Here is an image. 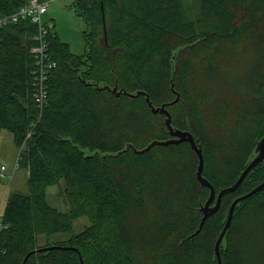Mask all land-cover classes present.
Segmentation results:
<instances>
[{
	"label": "trees",
	"instance_id": "obj_1",
	"mask_svg": "<svg viewBox=\"0 0 264 264\" xmlns=\"http://www.w3.org/2000/svg\"><path fill=\"white\" fill-rule=\"evenodd\" d=\"M29 1L0 0V17ZM73 7L90 26L88 50L74 53L51 29L47 54L56 66L43 96L31 51L37 25L0 26V136L12 133L19 166L29 169V192H11L0 215V264L26 256L25 264H81L73 249L30 253L51 245L77 247L85 264H217L231 203L264 180V166L226 193L192 236L210 196L197 178L199 156L190 142L135 153L131 146L172 135L144 94L124 91L168 104L172 125L201 145L216 193L233 185L264 136V0H75ZM241 63L250 75L238 80L250 87L239 92L233 73ZM148 164L152 171H144ZM60 179L65 212L47 198ZM83 215L91 225L74 233ZM220 251L222 264H264V189L237 204Z\"/></svg>",
	"mask_w": 264,
	"mask_h": 264
},
{
	"label": "rangeland",
	"instance_id": "obj_2",
	"mask_svg": "<svg viewBox=\"0 0 264 264\" xmlns=\"http://www.w3.org/2000/svg\"><path fill=\"white\" fill-rule=\"evenodd\" d=\"M75 0H53L49 4L48 12L43 16L44 22L55 25V31L59 33L61 38L68 42L71 49L76 54H84L88 50L85 39V31L89 30L90 26L84 18L77 14L73 7ZM193 1V0H187ZM250 68H246L242 63L238 65L237 70L233 73L236 77L234 89L241 92L248 86H244L238 78H248ZM20 148L14 142L13 135L10 131L4 129L0 136V167H6L5 174L7 177H2L0 171V215L7 202L11 192L28 193V177L29 169L24 166L16 167L19 160ZM152 165L148 164L144 171H152ZM66 181L60 179L56 184L47 187V198L50 204L57 207L60 211H68L69 203L66 200ZM91 225V220L88 215H83L74 221L73 232L79 233L87 226ZM69 235V234H68ZM68 235H61L62 238Z\"/></svg>",
	"mask_w": 264,
	"mask_h": 264
},
{
	"label": "water",
	"instance_id": "obj_3",
	"mask_svg": "<svg viewBox=\"0 0 264 264\" xmlns=\"http://www.w3.org/2000/svg\"><path fill=\"white\" fill-rule=\"evenodd\" d=\"M112 91L114 93L117 92V86H115L112 89ZM124 93L128 94L130 96H139L140 94H144L146 96V100H147L149 106L151 107V109L154 113L161 112V113L166 115V124L169 128L170 134L172 135L171 138L166 139V140L155 139V140L151 141L146 147H144L142 149H138L135 146H131L135 153L143 154V153L149 151L155 145L167 146L169 144H179L182 142H190L192 148L197 152V154L199 156L197 178L203 186L210 188L209 198L206 200V202L204 204H202L200 206V209L203 211V217H202L201 222L199 224V228L192 234V236L197 235L201 231V229L203 228L207 218L219 210L223 196L226 193L233 192V191L237 190V188L244 181V179L246 178L248 173L250 171H252L253 169H255V167L264 159V136L258 141L257 146L255 148V154H254L252 160L248 163L246 168L241 172V174L238 177V179L236 180V182L231 186H228L226 188L221 189L220 192L217 194L214 185L203 174L205 161H204L203 149H202L201 145L197 142L194 134L191 131L182 130V129L176 128L172 125V115L167 108L168 104H162V105L157 106V107L154 106L153 102L150 99V96L144 91H138L136 93H130V92L124 91ZM120 94H121V91H119L117 93V95H120ZM179 98H180V94L177 93V97L175 98V100L169 104H174L175 102H177L179 100ZM129 147L130 146H128L126 149L128 150ZM263 188H264V181L262 183H260L258 186H256L255 188H253L252 190H250L249 192L235 198L233 200V202L231 203L225 226H224L223 230L221 231V233H220V235H219V237L215 243V253H216V257H217V264H222L220 245H221V242H222L225 234L227 233V231H228V229L232 223L234 211H235L237 204L239 202L245 200L246 198L251 197L252 195L256 194L257 192L261 191ZM213 202H214V205H212ZM50 249H73V250H77L79 252L81 264H85L80 251L78 250L77 247H74V246L51 245V246H47V247H43V248H38L36 250L31 251L30 253L37 252V251H45V250H50ZM26 259H27V256L24 259L23 264H25Z\"/></svg>",
	"mask_w": 264,
	"mask_h": 264
},
{
	"label": "built area",
	"instance_id": "obj_4",
	"mask_svg": "<svg viewBox=\"0 0 264 264\" xmlns=\"http://www.w3.org/2000/svg\"><path fill=\"white\" fill-rule=\"evenodd\" d=\"M53 0H30L27 4L21 6L15 12L7 15H3L0 17V26L6 25L8 23H17L21 20L31 19L38 28V32L36 33L35 39L36 42L32 46L31 51L35 53L36 56V65L39 66V78L41 95L43 96L45 86L44 79L46 75L50 72L52 68L56 66V62L48 59L47 49H48V34L51 29L54 27L51 23L44 22L43 16L49 10V4ZM40 93V92H39ZM40 94L36 93L37 98L39 97L40 102L43 99L40 98ZM16 167H19V163L17 162ZM2 177H7L5 174L6 167L2 165L1 167Z\"/></svg>",
	"mask_w": 264,
	"mask_h": 264
},
{
	"label": "flooded vegetation",
	"instance_id": "obj_5",
	"mask_svg": "<svg viewBox=\"0 0 264 264\" xmlns=\"http://www.w3.org/2000/svg\"><path fill=\"white\" fill-rule=\"evenodd\" d=\"M259 164H262V166H264V159H263ZM259 164H258V165H259ZM258 165H257V166H258ZM257 166H256V167H257ZM256 167H255V168H256ZM262 174L264 175V167H263V172H262ZM263 181H264V180H263ZM263 181H262V182H263ZM262 182H260V183H262ZM258 185H259V184H258ZM258 185H257V186H258ZM255 187H256V186H255ZM255 187H254V188H255ZM263 189H264V188H263ZM263 189H262V190H263ZM242 195H243V194H242ZM240 196H241V195H240ZM238 197H239V196H238ZM236 198H237V197H236ZM212 205H214V202L212 203Z\"/></svg>",
	"mask_w": 264,
	"mask_h": 264
},
{
	"label": "crops",
	"instance_id": "obj_6",
	"mask_svg": "<svg viewBox=\"0 0 264 264\" xmlns=\"http://www.w3.org/2000/svg\"><path fill=\"white\" fill-rule=\"evenodd\" d=\"M2 167V166H1ZM1 167H0V171H1Z\"/></svg>",
	"mask_w": 264,
	"mask_h": 264
}]
</instances>
